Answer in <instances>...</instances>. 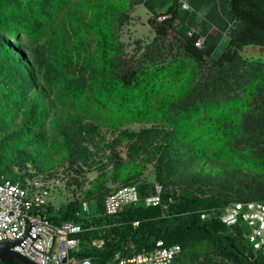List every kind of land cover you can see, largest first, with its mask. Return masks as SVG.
Masks as SVG:
<instances>
[{
	"label": "trees",
	"instance_id": "obj_1",
	"mask_svg": "<svg viewBox=\"0 0 264 264\" xmlns=\"http://www.w3.org/2000/svg\"><path fill=\"white\" fill-rule=\"evenodd\" d=\"M15 1L0 0V172L12 178L22 177L23 175L14 172L13 167L25 168L27 163H31L38 171L53 169L55 161L48 158L45 147L48 140L43 130L44 119L52 115L62 137L65 157L60 164L64 170H69L68 186L72 192L80 190V197L89 201L93 207L91 211L83 210L79 199L74 197L61 205L58 214L47 213L50 221L55 224L66 221L80 224L81 230L75 235L80 239L77 256L103 263L115 252L128 254L132 251H150L156 247L158 241H161L165 245H180L181 251L171 264H176L185 251L189 252L193 246L203 244L208 245L212 253L231 264H264L263 251L254 250L244 235L243 226L240 224L227 226L219 218L220 209L230 203L264 201V173H261L263 170L252 176L233 163L222 162L207 155L193 137L179 134L177 128L171 129L156 122L159 120L156 112L151 116L150 122L153 124L150 127H143L138 132L122 130L104 145L113 149L123 139H133L135 136L137 140H134L132 147L138 149L137 145L139 147L140 144L153 145L155 151L153 157L156 158L155 181L137 183L134 181L137 180V176L124 179L119 177L122 181L119 185L137 186L138 200L126 205L117 213L104 212V196L110 190L106 187L108 177L103 169L106 165L100 162L101 165L98 167L104 171L90 187H83L88 180L87 173L99 163L95 154L105 141L104 135L97 127L100 123L91 124L84 116L57 107L54 99L57 93L56 91L53 93L51 83L48 81V76L53 70L59 69L54 61L56 51L51 45V37H48L50 40L46 37L42 44L34 47L35 50L25 44L20 29L12 24L16 14H8L6 11L16 5ZM187 1L192 8L191 11H184L180 0L144 2V6L151 10L155 17L167 15L162 20H148L154 29L155 39L158 40L156 44H159L160 49L161 42H164L167 34L172 31L175 41L173 43L176 44L178 51L188 58L187 61L202 65L219 43L218 32L211 31L209 21L214 15L220 14L222 24L220 27L217 26L218 31H223L225 27L230 30L227 46L234 49L230 57L232 70L249 71L254 67L242 60L239 51L247 44L264 46V0ZM101 5L95 6H98L97 18L103 22L107 18L101 12ZM158 5L166 8L160 10L156 7ZM204 7L207 8L204 17L197 21V15ZM104 8L105 13L113 17L110 19L112 22L118 18L114 15L119 14L122 16L120 24L128 20L127 15L119 12L120 8L111 5H105ZM178 20L180 23L176 29L174 25ZM97 21L96 18L92 20L90 27L96 32V62L83 65L81 75L86 76L85 83L91 89L100 88L108 94L117 85L120 86V91L125 93L121 98L122 104L132 106H125L129 110L126 111L128 114L118 112L114 114L115 118L107 115L104 117L105 114L101 115L102 112L96 109L91 113L93 116H90H95L99 121H101L99 118L111 119L116 124L112 128L118 131L120 126L118 123L138 122L153 102L155 105L162 103L159 97L163 87L154 78L150 79L153 76L150 72L149 77L145 73L133 70L118 76L117 67L121 62L118 44L114 35L106 31L110 27L99 28ZM82 25L83 29H88L84 22ZM22 29L25 30V27ZM26 29H29V37L46 36V30L40 24L37 26L30 24ZM79 33L81 39L79 44L90 52V42L85 41L82 30ZM200 36L204 37L203 45L197 47L195 41ZM163 54L160 52L158 56L164 60ZM224 58L225 53L222 52L218 60H211L213 68L214 65H221ZM202 84L204 83H199V86L192 89L193 95L187 97L191 103L184 104L187 106L185 111L193 110L195 107L193 102L197 101ZM140 93L144 95L143 99H140L141 105H138L134 99L136 95L139 98ZM257 93L258 104L252 111V119L259 158L264 163V85ZM155 96L157 100H154ZM172 107L173 110H177L175 103H171L169 111ZM132 112L136 115H131ZM118 117L121 120H114ZM91 145L95 148L91 149ZM112 158L118 156L113 153L110 160ZM117 179L112 178L115 181ZM155 185L161 186L159 201L155 204H146L145 198L154 193ZM135 221H138L137 225H134ZM208 261L204 260L199 264H210ZM0 264L22 263L5 258L0 260Z\"/></svg>",
	"mask_w": 264,
	"mask_h": 264
},
{
	"label": "rangeland",
	"instance_id": "obj_2",
	"mask_svg": "<svg viewBox=\"0 0 264 264\" xmlns=\"http://www.w3.org/2000/svg\"><path fill=\"white\" fill-rule=\"evenodd\" d=\"M141 0H16L14 7L6 9L7 13H15L13 26L21 31L23 42L31 49L42 44L48 37H51V45L55 48L54 61L59 69L53 70L48 79L51 83L57 107L68 110L72 113L84 116L88 122L95 124L99 122V131L104 135V143L96 151L95 158L99 162L90 172L87 173V183L84 188L90 187L98 179V175L105 170L107 174L106 187L111 189L122 183L120 179L137 176L135 182H154L156 158L153 157L155 151L153 145L132 147L133 139H123L113 149L105 146L113 136L122 130L138 132L143 127H150L153 123L151 116L157 113L159 120L156 121L168 128L178 129V133L188 135L196 140L198 146L207 155L222 162H230L237 165L250 175L262 171L264 173V163L259 158V148L254 137V122L252 111L258 104L257 90L264 85V46L253 44L244 45L239 51V55L247 65L254 67L249 71H233L230 57L234 49L227 46L229 28L218 31L220 27L221 15H214L209 21L211 31L218 32L219 43L211 54L206 57V62L202 65L187 61L188 58L182 55L173 41L172 31L167 34L164 42H161L160 49L157 39H155L154 29L147 22L144 13L145 7L141 5ZM165 3V2H164ZM101 5L103 15L107 19L97 18L96 8ZM162 4V3H161ZM105 5L120 8L121 14L127 15L126 21L120 24L121 15L115 21H111L112 16L105 13ZM95 6V7H94ZM158 9H165L166 6L158 5ZM207 8L197 15L199 21L204 17ZM11 11V12H10ZM110 12V11H109ZM9 18H12L9 16ZM96 18L99 28L106 29L112 33L118 44V55L121 60L117 67V74L123 75L133 70L137 73H145L162 85V93L159 98L162 103L155 105L153 102L148 110L141 116L140 121H123L118 123L119 130L112 127L115 122L107 118L96 119L91 113L100 110L104 117L113 116L116 113L128 114V106L122 104L120 86L112 88L110 93L101 91L100 88L91 89L87 86L86 76L81 75L83 65L96 62L95 51L96 32L90 27L92 20ZM81 19L82 21H78ZM11 22V20H9ZM82 22L88 29H83ZM91 22V23H90ZM41 25L46 36L29 37L26 26ZM180 20L175 22L177 29ZM232 24H229V26ZM23 26L25 30L22 29ZM105 27V28H104ZM85 34V41L90 42V52L84 50L80 43V33ZM80 39V41H79ZM50 40V39H49ZM164 53V60L158 56ZM225 53V60L221 65L212 66L211 60H218L220 53ZM147 55H151L148 57ZM227 55V56H226ZM179 61V62H177ZM248 67V66H247ZM220 71V72H219ZM214 73V74H213ZM218 73V74H217ZM154 83V82H153ZM202 84V91L195 99L193 110H188L184 104H190L187 98L192 96V89ZM151 87H149L150 91ZM148 91V92H149ZM144 93L135 96V103L141 105ZM157 96L154 97V100ZM157 100V99H156ZM127 102V101H125ZM171 103H175L176 109L169 111ZM192 103V104H193ZM158 106V108H156ZM132 107V106H128ZM53 109V108H51ZM91 110V112H90ZM169 114V116L165 113ZM113 113V114H112ZM115 114V115H114ZM131 115H136L132 112ZM141 115V114H140ZM87 117V118H86ZM114 120H121L119 117ZM43 130L46 133L48 158L53 159L54 169H60V162L64 161L65 151L62 148V137L58 133L57 124L51 116L44 119ZM190 133V134H189ZM90 148H95L90 146ZM115 153L118 158H112ZM150 157L148 158V155ZM106 165L101 170L98 166ZM109 175V176H108ZM117 177V181L112 180ZM120 177V179H119ZM120 180V181H119ZM69 194V191H66ZM65 194V195H66ZM93 210V207H91ZM91 208L89 211H91ZM204 260H209L210 264H231L215 255L209 250L208 245H197L185 251L176 264H199Z\"/></svg>",
	"mask_w": 264,
	"mask_h": 264
},
{
	"label": "built area",
	"instance_id": "obj_3",
	"mask_svg": "<svg viewBox=\"0 0 264 264\" xmlns=\"http://www.w3.org/2000/svg\"><path fill=\"white\" fill-rule=\"evenodd\" d=\"M145 1L147 0H141L142 6ZM180 2L184 11L192 10L187 0ZM144 16L148 22L149 19L162 20L167 15L155 17L145 7ZM203 41L204 37L200 36L195 41V46L202 47ZM13 170L23 176L12 178L0 172V242L20 238L24 233L26 216L33 225L28 234L32 236L38 233L41 238L36 237L32 241L25 236L22 248L15 244L12 249L31 261L38 264H171L181 251L179 244L165 245L158 241L156 247L150 251H132L128 254L118 251L103 263L88 257H78L80 239L75 235L81 230L80 224L71 221L55 224L47 215L58 214L61 205L74 197L79 199L83 210L89 211L91 208V203L80 197V190L72 192L69 188V170L60 166L59 170L53 168L38 171L31 163H27L25 168L14 166ZM160 190L161 186L155 185L154 193L145 198V203H157ZM137 200L138 190L135 184L117 185L105 194L103 209L106 214L117 213ZM219 218L227 226L242 225L245 229L244 235L254 250H262L264 253V201L230 203L220 209ZM133 223L137 225L138 221Z\"/></svg>",
	"mask_w": 264,
	"mask_h": 264
},
{
	"label": "water",
	"instance_id": "obj_4",
	"mask_svg": "<svg viewBox=\"0 0 264 264\" xmlns=\"http://www.w3.org/2000/svg\"><path fill=\"white\" fill-rule=\"evenodd\" d=\"M32 226L33 225H31V223L28 221V219H26L25 216V229L23 235L15 240H5L0 242V260L5 258H12L15 259L16 261H19L22 264H38L12 249V247L15 244H17L20 248H22V246L25 244V242L23 241L25 236L29 237L32 241L36 237H38L39 239L41 238V236L38 233H34L32 236L28 234L29 228Z\"/></svg>",
	"mask_w": 264,
	"mask_h": 264
},
{
	"label": "bare ground",
	"instance_id": "obj_5",
	"mask_svg": "<svg viewBox=\"0 0 264 264\" xmlns=\"http://www.w3.org/2000/svg\"><path fill=\"white\" fill-rule=\"evenodd\" d=\"M138 205V204H137Z\"/></svg>",
	"mask_w": 264,
	"mask_h": 264
}]
</instances>
